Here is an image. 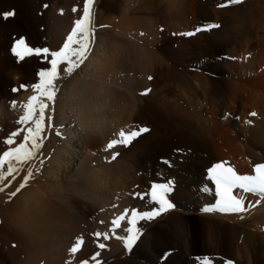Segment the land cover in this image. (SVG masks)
Listing matches in <instances>:
<instances>
[{
    "label": "rangeland",
    "instance_id": "374dc122",
    "mask_svg": "<svg viewBox=\"0 0 264 264\" xmlns=\"http://www.w3.org/2000/svg\"><path fill=\"white\" fill-rule=\"evenodd\" d=\"M206 1L207 0H195V3L205 4ZM227 2L231 1L228 0ZM84 4L85 0H0V100L4 101L2 104L5 106L3 113L0 111V126L2 125V128L0 127V140L5 149L4 151L10 150L11 147H18L19 143L30 144L29 141L23 140V136L27 135L26 129L29 126L34 127V124L31 121L28 123H21L20 120L26 111V105L31 96H38L39 94L33 87L35 83H39L41 80V77L38 75L39 71L50 68V64L47 63L43 54L41 56L25 55V58L20 60L19 57L11 52V48L20 38H24L28 46L32 48L47 47L50 52L58 51L59 47L57 48V44L60 42L58 41L60 36L56 33V24L60 25L61 19L66 18V22L73 25L71 27L74 28L76 20L83 18ZM218 7L219 10H221L226 9L228 6L222 8L218 5ZM101 8L104 13L101 20H99L98 14ZM216 9L218 10V8ZM11 11H14L15 15L4 20L3 14ZM91 11L92 10L90 9V13H92L93 16H90L89 27L93 34L89 37V50L91 48L92 50L88 53V60L94 53L93 50L96 48L94 45L98 43L96 41H102L104 46L103 51H105L106 55H100V57L104 60L109 59L107 61L110 63L116 62L117 60L119 65L120 63L124 64V68L121 69L123 74L119 73V80L116 76L115 78L113 77V73H111V76L109 75V84L106 85V91L102 93L103 96L100 97L99 95L100 102L102 101L101 103L99 102V104L104 109L99 110L101 113L99 112L97 115H101L103 117L102 119L107 122L105 125L107 129L102 133L103 135L101 134L100 136L99 134V137L95 138L99 140L98 142L95 143L90 141L92 145L88 155L89 157L93 156L92 159L95 157L90 167L97 172H101L99 169L110 167L111 165L116 164L115 162H118V159L121 158L120 161L123 160L125 163L124 173L130 174V176L134 173L137 177L129 176L130 178L127 177V179L123 178L118 181L117 179L112 178L109 181L112 185L116 186H121L122 184V186L126 187L127 191L130 188L131 191L138 189L131 194L135 203L130 205L129 208H133L135 205L138 206L135 210L138 212L155 210L160 207L159 204L155 202L146 203V200L151 201V193L149 191L153 184L164 182L173 185L172 188L180 190L186 187L182 184L190 183L189 179H186L187 172L191 170L195 171L193 165L194 163H198V159L196 158L197 150L195 151V149H192L189 142L191 143V146H197V148L201 147L204 149L203 151H198L202 152L201 154L207 157L208 164H210L219 159V150L229 149L234 152L235 150H243L246 139L244 136H246L247 132V134H249V127L254 121H256V119H261L260 112H263L264 110V73L262 72L264 69V8L258 12H255L250 5L244 6L242 10L240 9V14H244L242 19H240V23L242 24H237L239 32L237 30L233 31L237 34H231L233 40L229 45H232V48L229 46V49L231 48L230 50L232 53L230 52V55H228V61H224L226 65H223V69L220 71L222 74L220 72V74H215V72H213L214 69L212 67H216L217 61L215 56L216 53L214 51L203 53L202 56H200L201 54L199 53H195L196 55L193 54L187 58L176 57L175 55V57H173V52H175V50L177 51L180 47L182 48L188 45L186 42L187 39L195 38L199 34H205L224 27V23L221 21L217 23L212 22L215 20L213 19V16L210 20H204L205 18L200 17L198 13H189L185 17H181L180 15L177 16L174 11L171 12L173 14L170 13L168 5L163 0H157L156 8L154 9H151L150 5L144 0H131V2L130 0H100L95 4V9L92 12ZM131 18L132 20L136 18L146 19L147 22L145 29L138 31L140 29L130 30L128 27L126 28L124 22H129ZM244 22L248 23L244 24ZM196 23H201L200 25H203L199 27ZM193 24L196 25L197 29L199 27L204 32L197 33L196 35L193 34L192 36L185 35V33H192L197 30ZM212 24H217L219 27L210 29L209 26ZM227 26L229 29V25H226L225 28ZM193 28L195 29L194 31H187ZM242 29L243 31H241ZM240 31L241 34H239ZM55 34L57 36H55ZM236 36L241 38H236ZM210 37L214 38L213 36ZM211 38H208L207 36L203 38L204 40L198 39L197 43H206ZM251 38L253 40H251ZM57 41L58 43H56ZM171 42H173V44ZM167 43L168 45H166ZM197 43L195 42L194 44L196 45ZM130 44L134 45L130 46ZM135 45L142 46L157 53L161 57L160 59L164 62V65H157L153 68L147 67L144 70H139L136 64H132V50ZM160 46H163V49ZM111 48L120 50L126 49L127 54L115 59L113 56L116 54L115 52H111ZM167 48L169 50H167ZM109 52L112 54H109ZM171 53H173L172 56H169ZM104 57H106V59ZM242 57H244L245 60ZM50 58L51 57L49 56L48 59ZM236 58L237 61H235ZM230 59H233V61ZM257 59L260 60V62ZM224 62H221V64ZM252 62L256 63L253 64ZM248 63L249 65H247ZM235 67H241L242 70L239 69V72ZM249 69L255 72L251 74ZM78 71L76 70L75 73ZM106 71H108V69H102L103 73ZM259 71L261 73H259ZM256 72L259 73H257L258 77ZM254 73L255 75H253ZM260 74L263 75L261 76ZM218 79L221 83L219 86L222 90L221 94L218 91ZM89 80L90 79L88 78V81ZM98 80L101 81L104 79L99 77ZM110 83H117L120 87L124 86V89H117ZM21 85H26V89L21 88ZM125 88L127 89L125 90ZM88 89H90V87H88ZM131 93L133 95H131ZM28 95L30 97H26ZM134 96L139 98L137 102L139 109H132L131 107L133 100H131V97ZM38 100L33 102L36 106L40 103V98ZM149 105L155 106L156 115L161 116L164 119L166 124L165 128H169L170 131L164 133L160 130L159 132L158 121L148 110ZM257 107L258 109H261V111H257ZM253 108L255 109L252 112H256L259 115L256 118L250 117L252 112L249 111ZM48 109H46L45 114V131L42 132L41 136L38 138L41 148L39 149L36 158L40 154V151L42 152V156L38 157V161L34 163L33 161H35V158L31 160L34 165V169L32 170L34 177L38 176L41 172L39 168H41L43 164L41 161H45V152L47 151L48 155H50L57 146L61 144L59 140L56 141L57 136L54 138L53 142V139L50 140L52 130L50 128H53V125L51 124V127L49 126L50 120L48 119L49 117L47 114ZM130 113H132L131 117ZM38 115L39 113L37 111V114H35L33 119L38 117ZM53 117L55 116H52V118ZM131 121H136V123L130 124L132 123ZM142 127H147L149 132L142 133L127 146L118 145L121 149H107V145L110 141L104 145L106 139L112 134L113 137H118L119 132L122 130L125 133H129V130L139 131ZM171 130L176 132L172 133ZM12 132H17L19 135L13 137V145H7L5 141L10 137V133ZM87 133L88 137H91V133ZM158 138H163L164 140L160 142V139L158 140ZM49 140L51 143L47 146ZM51 145L53 146L51 147ZM4 151L0 154V158L3 157L2 154ZM114 155L115 159H112L111 157ZM79 159H81V156H79ZM39 161L41 163H39ZM78 162H80V160ZM26 165L27 164L20 162V164L16 166L21 170L16 172V174H19V178L22 177V172ZM128 165L130 167H127ZM6 166L7 164L4 165V167ZM21 166L24 168H19ZM158 166L165 168L167 171L166 174H160V171H157ZM205 168L206 166H200L196 171L198 178L195 180V185L200 188V190L205 189V182L199 179L200 175L205 174ZM76 170H78V166H76ZM3 173L6 179L0 181V187L5 188L4 191H6L7 186L5 183L7 179L12 177L10 178V181L13 183V180H17L18 175L13 173L12 176H8L7 170ZM138 177L142 178L138 181L136 179ZM184 178L185 180H183ZM148 180H152V182H149ZM62 195L63 197L67 196L68 192L65 191ZM142 195L146 197V200L140 198ZM128 196H130L129 193ZM196 198H193L194 202L196 201ZM168 199L166 200L171 201V204L175 203L172 198ZM121 202L122 201L118 200L115 204L111 205L109 207L110 210L108 215L106 216L107 218H103V220H98V214L96 211L87 212L88 219L90 220L87 223L92 227L87 233H92L90 234L91 239L96 243H103L104 245L111 243V240L114 237L113 234L120 229L113 223L114 218L119 212H126L128 221L130 218L132 219V216L130 215L132 211L126 208L123 209ZM197 207L198 209H202L203 205L200 206L199 204ZM175 208L176 207L173 206L167 211L154 216L151 220H140L138 218L137 221H139H136L135 229L138 230L139 235L131 248H128L125 245V236L129 234L131 235V233L126 232V235L123 233V236L117 240V246L120 247L119 249L114 251L111 247L109 249L102 248L105 249L103 257L97 258L91 264H125L126 262H128V264H167L168 259L170 260V258L175 256L176 252L182 259L181 263L184 264H202L205 262L203 259L213 258L214 256L206 244L205 237L201 233L202 219L199 216L193 217L183 215V213L180 212L175 214V216H172L171 212H173ZM175 217H183V220L180 221V224L182 225L181 233L183 234L182 242H180L182 243V250L180 252L173 249L175 248L176 243L170 240L172 239L173 241H176V238L169 236L168 233H163V229H166L167 226L174 225L172 218ZM91 223H93L92 226L90 225ZM1 225L2 220L0 222V226ZM128 225V227H132L131 224ZM100 229L103 230L99 232ZM150 229H152L155 234L154 238H151L154 241V255L146 257L142 255V252L145 250L148 242H140ZM97 232L101 234L99 237L95 235ZM162 233L163 235H161ZM105 235H107V238H105ZM11 246L10 243H5L4 240L0 238V264H21L20 261L13 259V257L9 255L8 247ZM222 256L224 258L223 262L221 261L222 263H224L225 260L232 261L235 259V256L228 253H224ZM211 262L214 263L213 261ZM232 263L233 262L229 263L228 261V264Z\"/></svg>",
    "mask_w": 264,
    "mask_h": 264
},
{
    "label": "bare ground",
    "instance_id": "6f19581e",
    "mask_svg": "<svg viewBox=\"0 0 264 264\" xmlns=\"http://www.w3.org/2000/svg\"><path fill=\"white\" fill-rule=\"evenodd\" d=\"M99 1L100 0H93V3L90 8L92 11L95 9V4ZM138 1H143V0H138ZM144 1H146V3L150 5L151 9L156 8L157 0H144ZM163 1L168 5V9L170 10V13L174 11L177 14V16L180 15L181 17H185L189 13H193V14L198 13L200 17L205 18L204 20L206 19L210 20L211 18L214 17L213 19L215 20L212 22L217 23L221 21L224 23V27L221 26L223 28L210 31L205 34L202 33L204 32L202 30L198 31V29H200L199 27L203 25V24L200 25L202 22L200 24L196 23V25L199 26L198 29L196 28V25L193 24L194 27L197 29L196 30L197 32L194 31L195 30L194 28L189 29L187 31H194L192 32L194 35H196L197 33L198 34L202 33V34H199L195 38L187 39L186 42L188 43V45L186 47H182V48L180 47V49H177V51L175 50V52L171 51L174 54L171 53V55H169L172 56L173 54V57L176 56L181 58H187L195 53H199L201 54L200 56H202L203 53L214 51L216 53L215 56L217 61H216V67L215 68L212 67V68L214 69L213 72H215V74H218L223 69V65H226L224 61L225 60L228 61L229 59L228 55H230L231 52L230 49L232 48V45L230 46L229 44L233 40L231 34H234L235 32L233 31L236 30L239 32L238 29L239 27L237 28V24L238 23L242 24L240 23V19H242V16L244 15V14L243 15L240 14V9L242 10L244 6L250 5L255 12H258L263 10L264 8V0H247L242 4H234L232 3V0H230L231 2H227L228 0H207L205 4L203 3L196 4L195 0H163ZM225 2L229 3L228 7L226 9L219 10L218 5L221 6ZM216 8H218V10ZM103 13L104 11L101 8L98 14L99 20H101ZM131 20L129 22L126 21L127 23L124 22L126 28L128 27V29L130 30L140 29L138 31H142V29H145L147 22L146 19L144 20L143 18H136L133 19L132 21ZM67 23L68 22H66V18L65 19L63 18L61 19L60 25L56 24L57 27L56 28L54 27L57 31L56 33L60 36L58 39V41L60 42L59 44H57L58 45L57 48L59 47V50L63 47V44L66 42L67 36L71 33V30L73 29V27H71L73 25ZM245 23L248 22H244V24ZM226 25H229V29L228 26L226 27L227 29L225 28ZM241 31H243V29ZM241 31L239 34H241ZM55 36L57 35L55 34ZM207 36L208 38H211L210 36H213L214 38H211L206 43L201 41L204 44L197 43L198 39H203L204 37ZM237 37L238 36H236V38ZM251 40L253 39L251 38ZM58 41L56 43H58ZM96 42L98 43L94 45L96 46V48L94 47L95 50H93L94 53L91 51L93 55L92 54H91L92 56L90 55L91 57L89 58V60L87 59V61H85V64L82 65L80 69H78L79 71L77 70L78 71L77 73H75L76 72L75 71L72 75H65L63 79L55 82L58 84V88L60 89L58 90L57 98L54 101H47L46 98L40 97V100H43L45 103L49 104V109L47 110L48 112L47 114L49 117L48 119L50 120L49 126L51 127V124L53 125V128H50L52 129L50 134L51 135L50 140L53 139L52 140L53 142L54 138H56L57 136L58 139L56 138V141L59 140L61 144L59 145L58 143L59 146H57V148L53 151L52 154L48 155V152L47 151L45 152L46 156L44 154L45 161L43 160L44 162H42L43 163L41 167L42 169L38 167L41 170V172L38 174V176H35L34 179H30L29 183L25 186V188L22 189L19 193H17L15 197H12L11 193L15 192L16 189L19 187V184L23 182L22 177L27 174V171H32L34 169V165L32 164V161H30V163L26 165L25 169L22 172L23 174L22 177L19 178V174L18 173L16 174L15 172V174L18 175L17 180H13L12 183V181H10L11 180L10 178L12 177L8 178L5 183L7 186L6 191L0 192V207H1L0 222L2 220V225L0 226V238L4 240L5 243L8 244L10 243V245H12L11 247H8L9 248L8 253L11 257H13V259L20 261L21 264H91L97 258L103 257L106 248L109 249L111 247V249L112 250L114 249V251L120 248L119 246H117L118 245L117 240L123 236L122 235L123 233H125L126 235L127 232L126 227H128L129 225L127 223L128 216L126 217V212H121V213L119 212V214L114 218L113 222L117 220V218L120 217L121 215L125 217V220L121 221V226L119 227L120 229L118 228L119 231L113 234L114 237L112 238L111 243L106 244L104 247L105 249H102L99 247L100 243H96L94 240L91 239L90 234L92 233H87L90 230V228H92L87 223L88 221H90L88 219L87 212L96 211L98 214V220H103V218H107L106 216L108 215V212L110 210L109 207L115 204L118 200L122 201L121 205L123 209L126 208L133 211L136 210L138 207L134 205L133 208H129L130 205L135 203V201L131 197V194L136 192V190L138 189L131 191L130 188L127 191L126 187L122 186L121 183H120L121 186L120 185L116 186V185H112L111 182L109 181L112 178H115L118 181L119 179H123V178L127 179V177L130 176V174L124 173L125 163L123 160L120 161L121 158L118 159L119 160L118 162L115 160L116 164L111 165L110 167L105 166L107 167L105 169L98 168L99 170H101V172L99 171L97 172L96 170H93L90 167L94 161L93 159L95 158L94 157L92 159L93 156L89 157L88 155L90 147L92 145L90 141L95 143L98 142L99 140L95 138H98L99 134L101 136V134L104 133V131L107 129L105 126L107 122H105V120L102 119L103 117L101 115H97V113L100 112L99 110L104 109L99 104L100 102L99 95L100 97L103 96L102 93L106 91V85L109 84L108 82L109 75L111 76L112 75L111 73H113L114 75L113 77L115 78L116 76V78L118 79V76L120 77V74L123 72L121 71V69L124 68V64L120 63L119 65L117 60L116 62L110 63L109 61H107L109 59L107 60L102 59L100 55L105 54V51H103L104 46L102 44V41L101 42L96 41ZM195 42L197 43L196 45L194 44ZM168 43L166 45H168ZM171 43L173 44V42ZM133 45L134 44L132 45L130 44V46ZM229 46L231 47L230 49ZM116 48H111L112 51L109 50L112 53L115 52L116 55L113 56L115 57V59H117L119 56H123L124 54H127L126 49L120 50ZM161 48L163 49V46ZM90 50H92V48ZM167 50L169 49L167 48ZM112 53L109 52V54ZM132 54H133L132 64H136L139 70H144L147 67L153 68L156 67L157 65L159 66L164 65V62L160 59L161 57L157 53L142 46L135 45L133 47ZM104 58L106 59V57ZM258 61L260 62V60ZM221 62L224 63L221 64ZM247 65H249V63ZM251 66L253 67V65ZM60 67H63V65H61ZM102 69H106V70L108 69V71L103 73ZM235 69H237V71L240 72L239 69H241V67L240 68L235 67ZM250 71L251 69H249V72ZM253 72L255 71H251V74ZM262 72L264 73V69L262 70ZM257 73L258 72H256V75ZM259 73L261 72L259 71ZM253 75H255V73ZM99 77L103 78L104 80L99 81L100 80V79L98 80ZM88 78L90 79L89 81ZM218 80H217L218 91L221 94L222 90L221 87H219L221 83L220 80L219 81ZM110 84L114 85L115 88L117 89L119 88H121V90L124 89V86L120 87L118 86L117 83L115 84L110 83ZM88 87H90V89H88ZM126 89L127 88H125V90ZM131 95L133 94L131 93ZM263 95H264V90H263ZM26 97H30V96L28 95ZM131 100H132V104H131L132 109H139L137 106V102L139 98L134 96L131 97ZM3 102L4 101L0 100V111L2 113L5 107L2 104ZM254 109L255 108L251 109L249 112L254 111ZM148 110L151 112V115L158 121L159 132L160 130L164 133L170 131L169 128H165L166 124L164 122V119L161 116L156 115L155 106L149 105ZM257 111H261V109H258L257 107ZM131 115L132 113H130V117ZM52 116L55 117L52 118ZM260 116L262 120L256 119V121H254L253 124L249 127V134H247L248 133L247 132L246 136H244V138L246 139L244 142L245 145L243 150L241 151L235 150V152L230 151L229 149L219 150V159L216 162L208 164L209 162L207 161V157L202 155L201 154L202 152H200L201 150L203 151L204 149L201 147L197 148V146L195 147L191 146V143L189 142L190 147L192 149H195V151L197 150L196 158L198 159V163H194L193 165L195 171L191 170L187 172L186 179H189L191 184L189 182H188L189 184L187 183L182 184L186 187L180 190L174 189L172 192H169L167 195H165V199L172 198L175 202L174 204L172 203L173 206L176 207L174 211L171 212L172 216H175V214L180 212L183 213V215H188L193 217L199 216L202 219L203 222H202L201 233L205 237L206 244L210 248V251L214 256L213 258H215V259L205 258L203 259V261H208V262L213 261L214 263L211 262V264H228V261L233 262V264H264V198L259 197L258 195L252 193H248V194L239 193V198L244 197L243 200V205L245 209L244 211L238 213L203 211V209L206 207H213V202L214 199L216 198L214 186L207 179V170L213 164L224 160H230L231 164L236 166L240 174H252L253 165L264 162V110L263 112L262 111L260 112ZM131 122L132 123L130 124L136 123V121H131ZM87 132L91 133V137H88ZM129 132H131V130H129ZM171 132L173 133L176 131L171 130ZM56 133H62V134L57 135ZM113 139H119V134L118 137H113L112 134L110 137H108V139H106L104 145H106V143H108ZM159 139L160 142L164 140L163 138H158V140ZM50 140L47 143V146L51 143ZM1 142L2 141L0 140V143ZM52 146L53 145H51V147ZM113 149H121V147L117 145ZM4 150L5 149L1 143L0 154ZM41 153L42 152L40 151L38 157L42 156ZM79 156H81V159H79ZM37 158L34 159L35 161H33V163L38 161ZM79 160L80 162H78ZM39 163L41 162L39 161ZM13 164L16 167L17 165L20 164V162L13 161ZM76 166H78V170H76ZM200 166L201 167L206 166L205 174L200 175L199 179L205 182V189H207V191H205V189L200 190V188L196 187L195 185V180L198 178L196 171L200 168ZM7 167L8 165L3 168L7 170ZM127 167L130 166L128 165ZM19 168H24V167L21 166ZM4 169H2L3 172L6 171ZM157 169H158L157 171H160V174L161 173L166 174L167 172L163 167L158 166ZM19 170L20 169H18V171ZM132 174H133L131 175L132 177L136 176V174L134 173ZM141 178L138 177L136 179L139 181V179ZM183 180H185V178ZM150 181L152 182V180ZM170 186L172 188L173 185ZM65 191L68 192V195L63 197L62 193ZM149 192L151 193V190ZM128 193L130 194V196H128ZM193 198H196L195 202L193 201L194 200ZM169 202L171 203V201ZM199 204L200 206L203 205L202 209H198L197 206ZM172 220L174 222V225L167 226V228L165 227L166 229H163L164 231L163 233H168L169 236L176 238V241H173L172 239L170 240L176 243V246L173 249L180 252L182 250V243L180 242H182L183 239V234L181 233L182 225L180 224V221L183 220V217H175L172 218ZM92 224L93 223H91L90 225L92 226ZM101 230L103 229H100L99 232ZM163 233L161 235H163ZM127 236L125 237L127 238ZM154 236H155L154 231L150 229L141 240L140 243L148 242L147 246L145 247V250H143L142 252L143 256L148 257L150 255L152 256L154 255L153 254L154 241L153 239H151L154 238ZM78 241H83V243L80 244V247L78 248L76 253H71L70 248L74 246ZM224 253H228L232 256H235V259H233L232 261L225 260L224 263H222L224 259L222 254ZM170 260L168 259L167 264H184L181 263L182 259L181 257H179L177 252L175 256L170 258ZM126 263L128 264V262ZM202 264H204V262Z\"/></svg>",
    "mask_w": 264,
    "mask_h": 264
},
{
    "label": "snow or ice",
    "instance_id": "6c2138e0",
    "mask_svg": "<svg viewBox=\"0 0 264 264\" xmlns=\"http://www.w3.org/2000/svg\"><path fill=\"white\" fill-rule=\"evenodd\" d=\"M93 0H85L83 7V18L78 19L75 22V27L71 30V33L67 36L66 42L63 44V47L58 51H49L47 47L43 48H32L28 46L24 38H20L11 48V52L19 57L20 60L25 58V55L28 56H41L43 54L47 63L50 64V68L46 70L39 71L38 75L41 77L39 83H35L33 87L39 93L38 96H32L26 105V111L21 117V123H28L32 121L34 127L29 126L26 131L27 135L23 136L24 141H29L30 146L27 143H19L18 147H13L10 150L3 152V157L0 158V181L6 179L2 169L5 164L7 167V175L12 176L13 173L17 172L18 169L13 164V161H18L24 164H29L30 161L36 158L41 144L38 142V138L41 136V133L45 131V114L46 109L49 108V104L45 103L43 100H40V103L37 106L33 103L37 101L40 97L46 98L47 101H54L57 98L58 94V84L55 83L58 80L64 78L65 75H72L76 70L80 69L82 65L85 64V61L88 59V53L90 48L89 37L92 35V31L89 27L90 25V6L92 5ZM232 3L239 4L241 0H232ZM75 10V9H74ZM15 15L14 11L7 12L3 14V19L7 20L9 17ZM212 29L218 28L219 25L212 24L209 26ZM201 29H198L200 31ZM207 30V29H203ZM185 35L192 36L193 33H185ZM75 46V47H74ZM51 57L48 59V57ZM63 65V67H60ZM21 88L26 89V85H21ZM15 91V89H14ZM146 94V93H145ZM39 113L38 117L35 119V114ZM255 116L256 113H251ZM54 130V129H53ZM149 132L147 127H142L139 131H131L125 133L123 131L119 132V139L111 140L107 149H113L117 145L127 146L135 138L140 136L142 133ZM62 133H57L61 135ZM19 133L12 132L10 137L6 139L5 143L7 145H13V137H17ZM115 159V155L111 157ZM43 162V161H41ZM211 173V180L215 181L218 191L216 195L220 196L221 199L217 202L215 207H206L203 209L205 212H231L238 213L244 211L243 200L244 197L237 198L231 194L232 189H241L245 193H254L258 194L261 197H264V164L257 165L256 172L258 175L249 176V175H237L236 172L231 168H223L220 164L215 165L213 168L209 169ZM14 178V177H13ZM23 182L19 184V187L15 192L11 193L12 197H15L25 186L29 183L30 179H34V173L32 171H27V174L22 177ZM5 189L0 187V192H3ZM171 191V186L166 184H153L151 188V201H147L145 196H141V199H145L146 203L155 202L160 205L158 209L148 210L143 212H138L133 210L131 212L132 219L127 221L128 224H131L132 227H126V231L131 233L128 235L125 240V245L128 248H131L132 244L137 240L139 232L135 229L137 218L140 220H151L154 216L159 215L161 212L167 211L172 208L173 205L165 199ZM207 191V189H205ZM163 193V195L161 194ZM125 217L121 215L113 223L120 227L121 221H124ZM97 237L101 234L99 232L95 233ZM107 238V235H105ZM83 241H78L74 246L70 248L71 253H76L80 244ZM100 248H104L103 243L99 244ZM204 264H210V262L205 261Z\"/></svg>",
    "mask_w": 264,
    "mask_h": 264
}]
</instances>
